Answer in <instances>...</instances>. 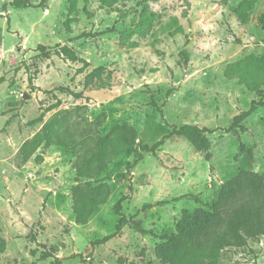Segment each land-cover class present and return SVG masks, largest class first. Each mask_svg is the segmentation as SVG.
<instances>
[{
  "label": "rangeland",
  "instance_id": "1",
  "mask_svg": "<svg viewBox=\"0 0 264 264\" xmlns=\"http://www.w3.org/2000/svg\"><path fill=\"white\" fill-rule=\"evenodd\" d=\"M11 1L0 0V264H160L157 248L183 215L206 210L242 172L264 177V106L244 120L240 140L226 131L257 100L248 85L264 89L256 66L264 62V0L254 1L245 24L234 12L247 0H47L45 9H14ZM146 13L155 20L139 24ZM38 45L50 53L65 46L87 66L45 58ZM151 98L169 125L212 131L209 160L173 136L137 162L132 146L99 169L96 143L105 139L109 150L115 126L149 146L170 133ZM48 124L51 139L39 142ZM69 136L73 145L58 142ZM76 186L107 194L83 224L73 211ZM120 199L121 214L142 231L126 224L96 244L114 234ZM218 264H264V236L222 252Z\"/></svg>",
  "mask_w": 264,
  "mask_h": 264
},
{
  "label": "trees",
  "instance_id": "2",
  "mask_svg": "<svg viewBox=\"0 0 264 264\" xmlns=\"http://www.w3.org/2000/svg\"><path fill=\"white\" fill-rule=\"evenodd\" d=\"M255 0L243 1L236 8L234 14L238 21L245 24L248 21V13L253 7ZM47 0H39L33 4L30 0H12L7 4L10 8L26 9V8H46ZM6 8L5 6L3 7ZM155 20L154 13H146L140 17L139 24L144 25ZM261 26H264V11L258 18ZM178 27L176 32H180ZM37 50L45 58H49L52 54L64 60L72 62H84L71 49L65 46H58L52 53L44 46L38 45ZM183 64L188 62V55L185 51L180 52ZM256 66L264 70V62L256 61ZM83 69H79L81 72ZM99 69L93 70L90 76H98ZM3 80L0 79V83ZM248 90L252 91L257 100H253L247 111H242L234 116L227 132L232 133L240 140V133L244 130L242 123L253 113L257 107L264 106V89L248 85ZM62 93H66L78 100L82 98L81 93H75L68 88H60ZM59 102L54 106L57 107ZM149 105L155 109L160 115L161 120L170 128V133L165 135L161 140L149 146L140 142L135 143L136 133L134 129L122 125L115 126L111 130V134L115 135L116 141L110 142L109 150L104 148L105 139H100L96 143V150L92 155V159L97 162L99 169H102L106 162L124 153L126 150L133 148V158L135 162L142 158V153L154 154L164 143L165 140L177 136L182 137L198 152H204L205 160H209L210 154L209 141L207 135L212 133L207 128H200L193 124H184L182 126H173L165 122L163 116V105H158L153 98L150 99ZM41 116L34 120L33 123L41 121ZM43 135H37L36 139L41 141H49L51 139L52 130L49 124L44 126ZM58 142L73 145V136H69L68 141L58 138ZM33 144V143H32ZM240 150L244 151V145L240 142ZM249 152V151H248ZM134 163H127L126 169L133 167ZM84 174L89 173V168L80 166ZM80 173V174H83ZM124 174L116 175L117 181L124 180ZM103 192V193H102ZM73 193V211L80 223H85L89 210L104 202L106 193L101 189L83 192L79 186L72 190ZM90 194H93L91 197ZM120 199L114 205V213L118 216V222L115 226V232L112 235L105 236L96 241V244H103L110 240L115 234H118L123 225H132L136 231L141 232L140 221L134 217L126 218L120 212ZM166 201L157 202L156 206L166 204ZM153 205H145L142 210H147ZM264 236V177L251 171L238 174L232 179L222 184L215 201L207 207L206 210H197L182 216L176 226L175 233L163 236L164 242L157 248V257L160 264H218L222 252L228 249H242L248 245L250 241H257L259 237ZM3 248L0 247V253Z\"/></svg>",
  "mask_w": 264,
  "mask_h": 264
},
{
  "label": "water",
  "instance_id": "3",
  "mask_svg": "<svg viewBox=\"0 0 264 264\" xmlns=\"http://www.w3.org/2000/svg\"><path fill=\"white\" fill-rule=\"evenodd\" d=\"M27 96L26 95H23L22 98L25 99Z\"/></svg>",
  "mask_w": 264,
  "mask_h": 264
}]
</instances>
